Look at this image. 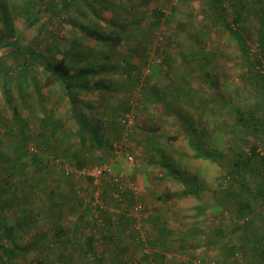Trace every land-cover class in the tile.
I'll return each instance as SVG.
<instances>
[{"label": "rangeland", "instance_id": "374dc122", "mask_svg": "<svg viewBox=\"0 0 264 264\" xmlns=\"http://www.w3.org/2000/svg\"><path fill=\"white\" fill-rule=\"evenodd\" d=\"M69 1L63 11L55 13L52 12L53 5L56 3L59 6L62 0H0V55L3 58L0 61V219L4 223H15L20 213L19 205L8 208L3 205L13 194L6 180L12 175L11 184L19 181L16 175L19 166L23 165L22 159H32V153L36 149L39 151L43 144L47 146L49 157L60 154L57 149L60 144H55L53 137L47 141L40 136V129L44 130V134L50 132L49 126L42 125L44 114H51L52 120L61 123L58 140L65 135L66 143L76 147L79 142L76 124L69 111L70 103L63 98L60 86L55 84L43 87L45 97L40 101L30 77L35 74L38 80H44L43 64L34 62L27 74L28 78L18 77L21 53L9 50L15 45L27 46L38 49L43 59L50 61L58 60L66 53L71 58L76 57L78 51L73 49L72 44L87 38L80 34L76 24H81L86 15H95L100 21L95 19V25L91 27L103 26L114 31L112 35L120 34L122 38L121 45H118L120 48L115 47L113 50L109 46L107 50L104 49L107 51L105 61L122 63L127 59L131 43L134 42L127 29L138 24L146 29L144 36L149 40L148 57L153 66L150 72L146 68H138L135 72L137 83L125 87L120 83L119 89H116L115 95L118 98L112 99L113 109H116L118 103L119 107L115 112H109L106 107L109 112L107 118L118 125L123 122V134L118 139L113 128L108 130L109 138L114 142L113 148L102 150L101 153L98 151L93 157L105 161L102 164L108 167L110 173L122 175L127 186L120 188L117 184L111 186L107 181H102L93 187L73 166H68L70 171L66 176L62 174L66 169L62 172L60 166L58 169L49 163L52 167L50 174L53 176L52 173H55L54 183L58 189L54 197H62L64 202L68 197L70 202L64 205L59 219L62 227L65 222V226L70 225L71 233L75 234L76 225H80L77 235H94L96 252L103 257L102 264H120L121 259L125 261V258L126 261H145L147 239L157 238L159 233L169 239L166 255L170 264L186 263L187 255L193 253L203 258L201 264H222V256H227L229 251L233 252L228 257L229 264H251L248 261L264 264V260L257 262L258 258L252 252L247 253V257L241 253V235L244 233L236 217L238 213L233 209L236 201L227 193L231 177L236 192L243 187L257 192L258 185L264 183V170L257 168L260 155L264 153V81L260 76V73L264 74V50L258 49L257 40L260 26L264 30V0H246L249 18L240 20L237 26L249 44V59L252 63L243 57L239 45L228 38L221 23L217 22L204 34L211 48L214 47L219 54L215 61L205 67L208 75L199 70L200 62L197 63L196 74L191 75V84L198 88V92L183 86V76H189L178 70L181 68L178 66L179 59L189 57L188 45L195 37L192 35L191 38L189 33H185L184 37L179 35L178 22L181 21L180 16L184 15L187 21L183 23L190 25V31L193 26L200 29L206 27L212 21L210 14L204 13L206 0H150L139 1L135 5L129 4L131 2L128 0ZM241 2L235 0L237 5ZM223 11L227 21L235 23L231 7L226 5ZM156 12H160L157 23ZM3 13L8 15L9 27H5ZM35 17L39 20L34 21ZM84 41L89 44L95 42L93 39ZM184 41L189 43L182 45ZM103 46L106 48L108 44ZM256 57L259 63L255 61ZM87 60H84V64ZM253 62L255 64L251 66ZM119 66L116 65L115 69L122 68ZM164 72L169 77H165ZM147 75H150L148 81ZM7 90L14 107L17 106L19 118L7 99ZM97 97L98 92H80L81 99L92 103H99ZM126 101L131 105L129 111L134 115L133 124L129 127H126ZM102 112L101 109L94 111L84 108L88 117L93 115V119L99 121L104 120ZM23 128L29 135L24 146V139L19 135ZM192 139L202 141L213 150L212 157H196ZM127 153L132 155L133 160L126 158ZM3 155L9 156V162L15 165V169L9 166ZM166 164L175 171H171ZM29 169L32 173H44L41 170L43 168L37 165ZM181 173L204 187L201 197L186 192V183ZM48 180L45 178L47 183L40 185L45 188ZM128 183L137 187V196L128 188ZM20 190L15 191L21 193ZM244 196L250 197L252 207L247 216H259L258 226L264 230L262 202L247 191H244ZM50 199V194L47 199L44 192L38 193V198L29 194L25 203L26 217L36 213L37 210H31L32 206L38 207ZM134 203L139 204L141 209L138 221L140 226L136 228L134 225L132 228L136 229L128 230L124 223L135 217L132 210ZM49 220L51 217L46 216L40 220L42 230L49 226ZM97 223L100 224L96 226ZM160 227L165 229L162 233ZM217 227L225 229L227 236L213 242L209 235ZM253 231H246L250 239L248 242L255 237ZM25 233L19 229L16 232L20 246L29 243L33 237ZM177 239H185L183 249L182 243L175 241ZM138 241L144 245H139ZM81 243L77 246L74 243L69 245L78 261L86 257L84 241ZM123 245H127V249L121 258L117 252ZM37 250L26 251L23 257L14 260V264H43L38 259ZM84 259L88 260L86 264H95L93 259Z\"/></svg>", "mask_w": 264, "mask_h": 264}, {"label": "trees", "instance_id": "16d2710c", "mask_svg": "<svg viewBox=\"0 0 264 264\" xmlns=\"http://www.w3.org/2000/svg\"><path fill=\"white\" fill-rule=\"evenodd\" d=\"M149 2L150 0H131V4L135 5L137 2ZM242 2L240 4H235V0H206L207 2V8L204 10V12H208L210 16L212 17V21L210 24L205 27L203 26L201 28V33H195V37L193 38L195 44V48L191 50L190 54V59L194 60L192 61L194 64L197 65L198 62H200V71L205 72L206 75H208V72L206 71V66H208L210 63L215 61L216 57L218 56V50H216L214 47L211 48L208 38L205 37L204 34L207 33L211 29V27L218 23L222 24V28L226 33L228 34V38L233 39L240 47V51L245 59H249V54L251 52L249 51V44L247 40L241 35L240 31H238L237 26L238 22L240 20H247L249 18L247 12V1L246 0H241ZM262 0H251V2H261ZM69 0H62V3L58 6L56 3L53 5L52 12H57L58 10H64V8L69 4ZM234 2V3H233ZM238 2V1H236ZM229 3V4H228ZM226 5H229L233 11L234 17L233 19L235 20L234 22H229L226 19V16L224 14V7ZM243 12L245 13L243 15ZM249 13V12H248ZM3 20L5 23V27L8 26L9 21H8V15L6 13H3ZM156 23L159 21V16L160 12H156ZM251 15V14H250ZM243 16V17H242ZM252 16V15H251ZM155 18V17H154ZM38 17L34 18V21H38ZM80 33L83 34L86 37L93 38L100 42L101 44H108L110 46V49H113L119 44L121 41V35H111V33H105L97 28L91 27L87 24H78ZM9 27V26H8ZM262 26L258 29V49L260 48L261 50H264V30ZM201 34H203V37H200ZM200 35V36H198ZM208 36V35H207ZM145 38V37H144ZM144 40V39H143ZM74 43V42H73ZM12 45H10L11 47ZM73 49L77 50L78 53L76 57L72 56V58L69 56L68 53L64 54L60 59L50 61L46 60L45 58L43 59V55L40 53L38 49H33L29 47H20L15 45L12 46V49L9 50V52H16L18 51L21 53V61L18 65V77H24L28 78L27 74L30 72L32 66L34 65L33 63H41L43 64L42 66L44 67L45 71V78L44 80L40 81L38 78L35 76V74H32L30 79L33 81L35 84L36 92L38 95V98L40 101L45 97L42 88L49 86V85H55L58 84L63 91L64 94V99H67L70 103L69 111H71V115L75 121L76 124V133L79 137V142L78 146H73L72 144L70 145L69 143L65 142V135L61 136L60 142L58 140V134H59V124L57 120L53 119L52 120V115L51 114H44V118L42 120V125L44 126H49V134H44V130L40 129L39 132L41 133L40 136H43L47 141H51L50 137H53V141L60 144L58 146V153L60 154H55L51 155L50 157L48 156V149L45 144L40 145V150L38 151L36 149L35 152L32 154V159L26 160L22 159L23 162L21 166H19V173L16 175L17 178H20L19 181L13 182L11 184L10 179L12 178V175H10L9 179L6 180V182L9 185V189L13 191V194H11L10 199L8 202H6L3 207L5 208L19 205L21 207L20 213L17 216V221L15 223H4L2 219H0V264H14V260L19 257H23L24 253L26 251H29V247L33 246V248L38 249V259L40 263H45V264H86L88 260L84 258H89L93 259L95 264H102L103 263V257L99 255V253L96 252L95 248V238L94 235H86L84 237L77 235L78 229L80 225H76L75 227V234L77 236L75 237V242L74 244L77 246L80 244L82 241H84V256L82 257L80 261L75 260L74 258V252L69 253L68 250L66 249L67 247L65 245H69L71 242H68V237L67 233L64 231L62 225L60 224L59 219L62 216V204H63V198H55L54 196L57 194L55 192L54 188L51 186V183L49 182L48 185L44 188V185H40L45 182V178H47V174L51 173L50 168L52 169L50 164H54L58 169L60 166V169L62 172L65 170V166H73L74 169L80 170L83 167H88L90 165H95V164H102L105 161L103 160H97L93 158L96 153L99 151L101 153L102 150L105 149H110L113 148V141L111 138H109V134L107 133L108 130L111 131V129L114 131L116 137L119 139L124 131V124L123 122H120L119 125L113 123V121H109L110 119L107 118L109 115L108 113L114 110V112L117 110V107H119V103L116 107V109H113L109 104L110 102L108 101L112 96L106 97V94L110 91L109 87H106L103 83L102 80L100 79H95V75L100 72V68H96L93 65H85L82 64L84 63V60H87L91 58L92 52L89 49H86L85 46H83L82 42H77L76 44H72ZM22 48V51H19V49ZM24 48V51H23ZM135 53L139 55L140 60L143 63H146L148 61V57L146 55V50L145 46H139L136 45L135 48ZM2 55H0V61L2 60ZM68 60H72L71 63L68 62ZM255 61L259 63L258 58H255ZM197 62V63H196ZM17 63V64H18ZM252 63V61H250ZM87 64V61H86ZM254 62L251 66H254ZM17 66V65H16ZM190 69L196 70L194 67H191ZM259 73V72H258ZM260 73V76L263 77L264 81V74ZM88 77H92V81H87ZM137 78V77H136ZM150 76H148V79ZM133 82H138L133 79ZM186 82V81H185ZM187 86L190 84L186 82ZM191 85V84H190ZM189 85V86H190ZM124 86H129V83H126ZM21 90L23 92L24 89ZM87 92V93H95L96 91L99 92L98 101L99 103H92L91 101L83 100L80 98V92ZM7 99L11 105L14 107L12 98L10 96L9 91L7 90ZM24 96V93L22 94ZM113 99V98H112ZM111 99V100H112ZM42 104V103H41ZM40 104V105H41ZM113 104V103H112ZM122 104V102H121ZM108 105V106H107ZM41 106L44 107L42 104ZM114 106V105H112ZM126 109L125 115L128 113H131L130 110V104L128 101L125 103ZM106 107H108L109 112L106 111ZM84 108L89 109V110H97L101 109L103 112L101 113L102 116L104 117V120H97L93 119V115L91 117H88L84 113ZM172 108V107H170ZM17 106L14 107V114H16V117H18L19 111L16 110ZM47 112V110H45ZM123 112V113H124ZM46 115V117H45ZM124 115V114H123ZM19 118V117H18ZM106 120V121H105ZM26 121V119H25ZM26 123L23 124V126ZM104 124V125H102ZM47 129V128H46ZM106 130V131H105ZM20 137L23 138V144L24 146L27 142L26 140L28 139L29 135L27 134V131H24V128L19 132ZM193 145L196 149V157H205V158H211L212 154H214V151L211 150L209 147L204 145V143L198 139H192ZM11 146V144L9 143ZM17 148L18 145H16ZM38 146V145H37ZM25 151V150H24ZM22 150V152H24ZM88 153V154H86ZM89 155V156H87ZM53 156V158H52ZM7 159V162L9 163V166H12L15 169V165L10 164L11 160L9 156L3 155V158ZM73 159V160H72ZM10 161V162H9ZM67 162V163H66ZM7 163V166H8ZM50 163V164H49ZM16 164V163H15ZM68 164V165H67ZM259 164V165H258ZM25 165V166H24ZM37 165L44 173H32L31 169L33 166ZM167 165V164H166ZM257 165L259 170H264V153L260 155V160L257 162ZM168 166V165H167ZM169 167V166H168ZM10 168V167H9ZM13 169V170H14ZM45 169H47L45 173ZM169 169L172 171H175L172 167ZM63 175L68 174L67 171L62 173ZM184 182L186 183V192L187 193H192L196 194V196L201 197V195L204 192V187L200 185L199 183H196L187 176L183 175L182 173L180 174ZM86 180L87 183L95 187L96 185L93 184V177L88 175V176H83ZM241 177V176H240ZM243 177V176H242ZM231 183L229 187L227 188V193L232 195V199H235L236 203L234 206V210L238 213L237 220L240 222V227L243 229V233L241 235V238H243L242 243L240 244V251L242 254L246 255L247 253H251L252 255L256 256L258 258L257 262L263 261L264 260V230L260 228L259 225V216L256 217V215H253L254 217H248V213L251 210V204L249 202L250 197H245L244 196V191H247V193L253 195L255 198L259 199V202H262L263 209H261L262 212H264V183H261V185H258L257 187V192H253L249 187L248 188H241L236 192L235 187H233L234 184V179L231 177ZM111 185V183H109ZM112 186V185H111ZM243 185H241L242 187ZM20 190L21 193H16L15 190ZM44 194L47 196V199H49V194L51 199L48 200L47 203L43 202L41 205L39 204V209L36 211L34 215L26 217V214L23 215V211L25 212V202L28 198V195L31 194V196H36L38 198V193ZM20 198V200H19ZM216 197L213 198L215 200ZM19 200V201H18ZM68 200V197L66 201ZM16 202V203H15ZM87 204V203H86ZM86 206V205H85ZM84 207V206H83ZM82 207V208H83ZM88 208H91V205L87 206ZM0 208H2L0 206ZM24 209V210H23ZM92 209V208H91ZM90 209V210H91ZM199 210H201L200 207H198ZM22 210V211H21ZM101 207V211H102ZM115 214V213H114ZM262 215V213H261ZM53 217L52 219V224L49 225V227H46V229L41 230L40 235L37 237L36 240L31 245H23L20 246L17 243V236L16 232L18 231L19 228H31V226L37 225L36 221L40 222L44 217ZM3 217V215H2ZM1 217V218H2ZM257 219H256V218ZM42 218V219H41ZM122 218V215L120 216ZM113 221V219H111ZM121 220V219H120ZM136 218H129L128 221L124 223L125 229L131 228V229H136L132 228V226L135 225ZM100 222V221H99ZM120 221H118L119 223ZM26 227H24V225ZM100 223H97L96 226H98ZM105 224L102 223L101 225ZM254 230L255 231V237L251 242L248 233L246 232L247 230ZM164 227H160L159 231L162 233L164 231ZM214 231L210 233L209 237L213 242H217L221 240L222 238H225L227 236L226 230L223 229L222 227H217L213 229ZM253 231V232H254ZM57 235L59 240H57V243L59 245H63L66 248L57 250L58 247L51 242V239L53 238V235ZM73 234V235H75ZM66 240L65 242L62 240ZM85 239V240H84ZM62 240V241H61ZM178 243H182L181 249H183V244L185 243V239H177L175 240ZM65 243V245H64ZM140 243V244H139ZM56 249L54 248V246ZM57 244V245H58ZM82 244V243H81ZM139 245H144L140 241H138ZM169 244V239L163 234L159 233V237L155 238L153 237L152 239H147V244L144 250V257L145 261L143 262H138V261H123L121 259L120 264H170L167 260V255H166V250L168 249L167 245ZM83 245V244H82ZM20 246V247H19ZM75 247V246H74ZM127 245H123L118 249L117 255L121 256L123 255V251H126ZM193 252V251H192ZM233 252H228L227 256H222V264H229V255H232ZM188 254V253H187ZM92 256V257H91ZM123 256H121L122 258ZM245 257V258H246ZM120 258V257H119ZM218 258V257H216ZM203 258L198 257V255L193 254H188L187 259L185 260L186 263L183 264H201L203 261L201 260ZM244 259V258H243ZM86 260V261H85ZM248 261L247 259H245ZM167 261V262H166ZM218 261V260H217ZM249 263L252 264V261H248ZM256 263V262H255Z\"/></svg>", "mask_w": 264, "mask_h": 264}, {"label": "crops", "instance_id": "0c3cea01", "mask_svg": "<svg viewBox=\"0 0 264 264\" xmlns=\"http://www.w3.org/2000/svg\"><path fill=\"white\" fill-rule=\"evenodd\" d=\"M131 2V0H128V2ZM129 4H131V3H129ZM131 6V5H130ZM132 7V6H131ZM205 13V12H204ZM208 14V13H207ZM97 16H95V15H86L84 18H83V21L81 22L82 24H87V25H89V26H93V25H95V24H93L94 23V20L96 19L97 21H100V19L99 18H96ZM180 18H181V21H179L178 22V27H179V35L180 34H182L181 36L182 37H184V35H185V33H189L190 35H191V38H192V35L193 34H197V33H201V29H200V27H197V28H195L194 26L192 27L193 29H192V31H190L191 29H190V25L188 24V23H183V21L184 22H186L187 21V19H186V16H184V15H181L180 16ZM135 22V21H134ZM135 23H137V22H135ZM210 24V23H209ZM77 25V24H76ZM141 25H143V22H142V24ZM96 27H98L97 25H96ZM95 27V28H96ZM103 26H100V27H98L97 29H99V30H101V31H103V32H105V31H107V32H105V33H111V35L114 33V31H109L108 29H106V28H102ZM105 30V31H104ZM145 28H143L142 26H138V24H137V26H134V27H132V28H130V29H127V31L128 32H130L131 34H132V36H133V38L132 39H134V42H132L131 43V51H128V55L126 56V60L125 61H123L122 63H115L114 61H112L111 60V62H107V61H105V55L107 56V49L109 48V46L108 47H106L105 48V46H103V44H101L100 42H98L97 40H95V39H93V38H90V37H87V38H85V39H82L83 40V42H85L84 40H91V39H93V40H95V42L94 41H92V43H88V42H85V43H83L82 41V43H83V46H85L86 47V49H89L91 52H92V55L93 56H96V58L94 57V58H90V60L88 61L89 63H87V64H85V65H93L94 67H96V68H100V72L99 73H97V75H95V79H100V80H102L103 81V83H104V85L106 86V87H109L110 88V91H108L109 92V94L107 93L106 94V97H110V96H112L108 101L110 102V106L111 107H113L112 105V103H113V101L111 100L112 98L114 99V98H118L116 95H115V91H116V89H119V85H120V83H122V85H125L126 83H133V79H135V77H136V74H135V72H136V70L138 69V68H141L140 70H144L145 68L148 70V72H150V67L151 66H153V65H151L150 63H151V60H150V58L148 57L149 55H148V53H149V51H148V44H149V40H147V37H145L144 36V34H146V32H145ZM81 34V33H80ZM145 37V38H144ZM144 39V40H143ZM121 42H122V40L119 42V44L121 45ZM189 43V41H184L183 43H182V45H187L188 43ZM191 43V44H190ZM189 43V45H188V48H189V50H190V52H189V57H185V59L184 60H180L179 59V64H178V66L179 67H181V68H178V70L179 71H181V73H183L184 75H188L189 77H185V76H183V78H182V82H183V86L184 87H188V89L189 90H192V91H194V92H198V88H195V87H193V85L191 84V82L193 83V77H191V75L192 74H196V70H192V69H190L191 67H194L195 69H196V64H194L192 61H194V60H192V59H190V54H191V50H193L194 48H195V42L193 41V42H190ZM119 44H117V48H120V46H118ZM106 45V44H105ZM136 45H139V46H145V50H146V55H147V57H148V61L146 62V63H143L141 60H140V58H139V55L137 54V53H135V48H136ZM103 49V50H102ZM104 49H106V50H104ZM113 50H114V48H113ZM106 51V52H105ZM100 52V53H99ZM101 54V55H100ZM92 56V57H93ZM129 57H131V58H129ZM93 60V61H92ZM197 63V62H196ZM82 64H84V63H82ZM161 63H159V64H157V65H160ZM118 66V65H120L119 67H121L122 66V68H117V69H115V66ZM152 68V67H151ZM209 70V69H208ZM208 72V71H207ZM165 73V77H169L168 76V74H167V72H164ZM148 76H150V75H147V77ZM152 76V75H151ZM92 77H88V79H86L87 81H92ZM188 82V83H190L188 86L186 85L187 83L186 82ZM123 87H125V86H123ZM98 91H96L95 93H97ZM100 94H99V92H98V96H99ZM108 106V105H107ZM53 174V176H55V173H52ZM50 173H48L47 174V178L49 179L48 180V183L50 182L51 183V186L54 188V190H55V192H58L57 190V185H55V177H53ZM67 199V198H66ZM69 200V199H68ZM66 201V202H64L63 201V204H62V208H65V204L66 203H70L69 201ZM26 203V202H25ZM33 203V202H32ZM33 205H35L34 203H33ZM25 206H26V204H25ZM24 206V208H26ZM35 206H37V205H35ZM31 207V210H33V209H35V210H38L39 209V207L40 206H38V207ZM21 209V207H19V210ZM24 210V209H23ZM26 210H27V208L25 209V212L23 211V215H25L26 214ZM22 211V210H21ZM27 216V215H26ZM52 219H53V217H51V220H49V225H51L52 224ZM36 223H37V225H35V226H31V228H27V227H29V226H27L26 227V225L27 224H25L24 225V227H26L25 228V230H24V228H19V230H22L23 231V233L24 232H26V233H28V234H30V235H32L33 237H32V239H31V241L29 242V243H26V244H24V245H31L33 242H34V240H36L37 239V237L40 235V232H41V227H40V222H38V221H36ZM63 229H64V231L67 233V237H68V242H71L72 241V243H74L75 241V237H73L74 235L71 233V226L70 225H68V226H65V222H63ZM47 227H49V226H47ZM25 233V234H26ZM39 238V237H38ZM57 240H59V238H58V236L57 235H53V238L51 239V242H53V244L54 245H56L57 247H58V249L57 250H60V249H63V248H66L67 250H68V252L69 253H72L73 254V250H71L70 248L71 247H69V245H71V243L67 246V245H65V241L66 240H64V239H62L65 243H64V245L66 246H63V245H59L58 243H57ZM61 240V241H62ZM17 241V240H16ZM18 243V242H17ZM52 244V245H53ZM58 244V245H57ZM53 245V246H54ZM20 247V246H19ZM54 248L56 249V247L54 246ZM29 249L30 250H34L35 248H33V246H31V248L29 247ZM74 255V254H73Z\"/></svg>", "mask_w": 264, "mask_h": 264}, {"label": "built area", "instance_id": "2783aa9c", "mask_svg": "<svg viewBox=\"0 0 264 264\" xmlns=\"http://www.w3.org/2000/svg\"><path fill=\"white\" fill-rule=\"evenodd\" d=\"M133 119H134V115L132 113L127 114L126 127H129L131 124H133ZM126 158L128 160H133L132 155L128 153L126 154ZM67 167L68 166H65V169L68 172L70 171V168L69 167L67 168ZM75 171H77L78 174H82L85 176H88V175L92 176L94 185H98L102 181H107L108 183H111V185H115V184L119 185L120 188L123 187L124 185L127 186V182L122 177V175L120 174L116 175V174L110 173V171L108 170V167H106V165H103V164L90 165L88 167H83L80 170L75 169ZM128 188L133 192L134 195H136L137 187L133 183H128ZM132 210L136 218L135 226L136 228H138L140 226V223H138V221L140 220V216H141V209H140L139 204L134 203L132 205Z\"/></svg>", "mask_w": 264, "mask_h": 264}]
</instances>
